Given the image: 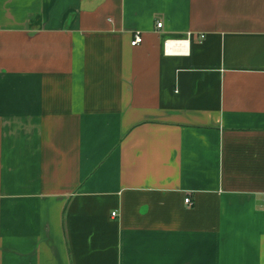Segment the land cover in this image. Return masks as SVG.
I'll return each mask as SVG.
<instances>
[{
  "label": "crops",
  "instance_id": "obj_1",
  "mask_svg": "<svg viewBox=\"0 0 264 264\" xmlns=\"http://www.w3.org/2000/svg\"><path fill=\"white\" fill-rule=\"evenodd\" d=\"M263 205L264 0H0V264H264Z\"/></svg>",
  "mask_w": 264,
  "mask_h": 264
},
{
  "label": "built area",
  "instance_id": "obj_2",
  "mask_svg": "<svg viewBox=\"0 0 264 264\" xmlns=\"http://www.w3.org/2000/svg\"><path fill=\"white\" fill-rule=\"evenodd\" d=\"M157 27L159 29H161L163 27V23L159 22L157 24ZM189 39V36H188ZM143 34L141 32H137L134 36H133V40L131 42V45L133 47L139 46L143 43ZM186 42L185 40H167L164 43V50L165 53L169 54L172 52H182L186 46ZM187 205H192L191 199L188 198L185 200ZM264 208V205H263ZM116 216V213L113 214V217Z\"/></svg>",
  "mask_w": 264,
  "mask_h": 264
}]
</instances>
